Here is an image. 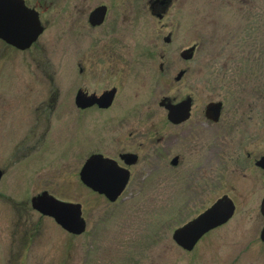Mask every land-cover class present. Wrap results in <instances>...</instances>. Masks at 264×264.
Here are the masks:
<instances>
[{
    "label": "rangeland",
    "instance_id": "obj_1",
    "mask_svg": "<svg viewBox=\"0 0 264 264\" xmlns=\"http://www.w3.org/2000/svg\"><path fill=\"white\" fill-rule=\"evenodd\" d=\"M120 1L122 9H113L104 26H109L118 16L116 26L123 33L124 42L130 40L129 47L134 49L133 60L129 62L132 64L127 68L135 78L124 79L123 93L135 98L132 103L130 100L123 103L124 115L150 114V107L151 112L158 113V102L164 96L193 94L202 101L210 100L209 96L217 97V93L210 95L200 75L174 81L182 68L190 66L197 71L202 66L205 73L212 70L208 68L212 62L223 65V71L237 77V84L220 94L228 97L224 100L228 105L238 108V115L227 109L225 120L234 115L238 118L239 109L251 104L252 98L264 101V0H173L162 19L151 14L148 0ZM60 6L42 9L47 29L35 47L33 44L26 52L12 48L11 55L8 51L6 58H0V167L6 170L0 184V264H202L208 261L201 262L198 258H225L231 256L234 247L254 248L255 240L259 239L255 231L261 224L257 195L236 198L235 218L188 253L174 243L172 233L202 211V206L206 208L212 201L209 197L201 206L188 188L166 184L163 177L160 180L162 171L158 176L153 173L141 181L143 164L136 167L131 190L116 202L88 191L80 180L79 171L84 155L89 154L90 144L93 152L99 149L100 143L84 142L83 136L98 132L99 125L90 127L86 133L76 131L75 136L81 135V140L76 138L71 143L68 133L62 132L66 120L59 121V132L42 147L37 145L29 152L24 150L22 141L31 120L25 99L38 96L39 86L45 99L53 96L54 80L64 85L69 83L70 40L81 35L78 30L69 31V28L84 27L80 19L71 20L70 13L78 9ZM78 11L82 15L84 9ZM193 44L198 46L196 59L185 62L180 53ZM82 49L79 47L77 54H81ZM53 65H62L57 75ZM248 78L254 83L252 89L244 88ZM146 108L148 110H144ZM257 109L264 116V106ZM52 119L54 129L57 115ZM253 128L260 129V123ZM216 131L217 127L205 131V136L212 139ZM104 134L105 131L100 136ZM238 138L243 139L241 136L235 139L238 141ZM207 143L210 142H204L203 146ZM82 146L88 151L79 150ZM44 189L83 204L87 231L75 237V250L70 249L69 258V235L48 218H43L40 228L31 232L34 237L30 243L36 244L31 245L34 246L32 251L28 247L21 258L18 247H13L12 240H19L21 232L14 230L19 219L14 208H18V204L24 207L26 199L30 202L32 194ZM226 190L227 186H223L219 193ZM39 217L36 214L34 218ZM217 262L221 261L210 263Z\"/></svg>",
    "mask_w": 264,
    "mask_h": 264
},
{
    "label": "flooded vegetation",
    "instance_id": "obj_2",
    "mask_svg": "<svg viewBox=\"0 0 264 264\" xmlns=\"http://www.w3.org/2000/svg\"><path fill=\"white\" fill-rule=\"evenodd\" d=\"M23 1L27 7L39 12L45 27L43 33L47 29V23L42 18L44 7L57 8L61 5V8L84 9L82 15L78 10L73 14L70 13L71 20L80 19L84 27L69 28V31L76 29L81 34L70 40L68 52L71 60L67 58L69 83L64 85L54 80L52 85L53 96L45 99L42 87L39 86L38 96L33 99H25L31 120H29V128L26 129L27 134L22 141L24 150L29 152L37 145L42 147L47 139L49 140L50 137L59 132L57 128L59 121L66 120V128L62 129V132L68 133L71 143H74L76 138L81 140V135L75 136L76 131H79V134L86 133L90 127L99 125L100 130L98 132L83 136L84 142L98 141L100 145L98 150L91 152L90 144L89 151L87 150L89 154L84 155L82 167L92 155L101 154L104 158L115 161L119 168L126 170L128 181L117 200L128 190H131L136 175V167L140 164H143L145 168L140 175L141 181L153 173L158 176L162 171V174L159 175L160 180L163 177V182L166 181V184H180L183 188H188L194 193L195 200L201 206L205 198L212 199L206 208L202 206V211L180 227L203 214L220 199L231 200L234 204V212L231 217L224 223L211 227L204 232L192 249H186L174 240V232L180 227L173 231L172 240L174 243L188 253L195 251L211 233L227 225L235 218L238 211L236 198H248V195H257L260 200L259 223L261 224L259 229L255 231L256 238L259 235V239L258 241L255 240L254 248L248 246L234 247L230 251L231 256L229 257L216 258V256L198 259L201 262L208 261L202 264H264V116L257 109L259 106H264V101L259 102L262 98H252L253 101L249 105L245 103L246 106L239 109L241 115L237 118V106L235 108L228 105L224 101L228 100V97L220 95L225 94L224 91L237 84V77L233 73L231 75L230 72L223 71V65H216L212 62L208 65V68L212 70L205 71V73L202 66L197 71L190 66L182 68L177 72L174 81H183L185 78L189 80L200 75L209 88L210 95L217 93L219 94L217 97L209 96L210 100L202 101L193 94L181 97L164 96L158 102V108H156L158 113L151 112L152 107H150V114L127 113L124 115L123 103L128 100L132 103L135 98L134 95L124 96L123 93L124 79L130 76L135 78V75L129 73L127 68L132 64L129 62L133 60L134 49L129 47L130 40L129 43L124 42L123 33L121 32V34L116 26L118 16L109 26H104L113 9H122L123 2L120 0ZM150 1L152 0H148L149 9ZM171 1L173 3V0ZM129 3L127 2V4ZM103 8H105L104 12ZM98 9H102V11L92 21L91 16ZM168 11L169 8L162 18ZM79 47L83 48L81 54H77ZM191 47H194L192 56H183V52ZM12 48L19 52H26L32 47L27 50H19L0 38V58H6L8 51L11 55ZM197 49L198 46L193 44L182 50L180 56L185 62H192L196 59ZM160 57L161 59L164 58L163 55ZM200 62L202 65L201 58ZM35 67L39 69L38 65ZM162 67L163 63L161 62L160 69ZM53 68L57 75L62 65H53ZM253 85L254 83L249 78L244 81L245 89L248 86L252 89ZM109 100L111 103L107 106ZM186 103L188 112L185 110L184 113L177 114L180 107ZM227 109L231 110V114L237 115L225 120L224 114ZM47 110L52 112L47 113ZM144 110H148V108ZM55 114L57 119H55V128L53 129L54 119L52 117ZM259 123L260 129L253 128V125L258 127ZM214 127H217L214 138H207L205 131L213 130ZM30 128L32 130L28 135ZM103 131L105 134L100 136ZM49 134L52 135L49 136ZM236 136H241L243 139L238 138L237 141ZM204 142L210 143L203 146ZM72 145L74 146V144ZM79 150L86 151V148L82 146ZM76 157L79 155L73 156L74 159ZM82 184L99 198L102 197L109 201L105 194L93 190L83 182ZM223 186H227V190L220 194L219 189ZM45 191L57 199L80 203L78 200L64 199L48 189L37 191L31 197ZM81 205L83 210V204L81 203ZM18 206V208H14L19 217L18 222L14 225V230L21 232L18 233L19 240L13 239L12 244L13 247H18L21 258L24 257L28 247L36 245L30 243L34 237L31 232L40 228L43 218L53 220L61 232L69 235V244H67V258H69L70 249L74 247L72 252L75 250L74 239L79 235L64 229L53 217L35 210L32 207L31 199L30 202L25 200L24 207L21 204ZM36 214L40 215L39 220H35ZM84 219L86 230L82 234H85L88 226L85 217ZM34 246L31 247V251ZM242 252L243 254L240 255ZM213 260L221 262L210 263Z\"/></svg>",
    "mask_w": 264,
    "mask_h": 264
},
{
    "label": "water",
    "instance_id": "obj_3",
    "mask_svg": "<svg viewBox=\"0 0 264 264\" xmlns=\"http://www.w3.org/2000/svg\"><path fill=\"white\" fill-rule=\"evenodd\" d=\"M171 3V0H152L151 13L161 18ZM100 11L102 9L94 12L91 16L92 21ZM44 28L39 12L27 7L23 0H0V38L7 43L21 50L28 49L37 41ZM165 40L168 42L170 38L167 37ZM193 51L194 47H191L183 52V56L190 57ZM110 103L111 100L107 106ZM185 110L188 112L187 103L180 107L177 114L184 113ZM4 173L5 171L0 168V182ZM80 177L83 183L105 194L114 202L126 186L128 172L119 168L115 161L106 159L101 154H94L82 167ZM31 203L34 209L53 217L59 225L71 233L79 235L86 230V221L80 203L61 201L46 191L32 197ZM233 212V202L225 198L220 199L203 214L176 229L173 238L179 245L190 250L204 232L227 221Z\"/></svg>",
    "mask_w": 264,
    "mask_h": 264
}]
</instances>
